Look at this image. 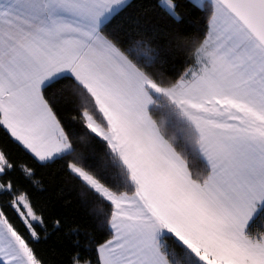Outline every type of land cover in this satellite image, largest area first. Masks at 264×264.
Segmentation results:
<instances>
[{
	"label": "snow or ice",
	"instance_id": "6c2138e0",
	"mask_svg": "<svg viewBox=\"0 0 264 264\" xmlns=\"http://www.w3.org/2000/svg\"><path fill=\"white\" fill-rule=\"evenodd\" d=\"M0 133V264H264V0H0Z\"/></svg>",
	"mask_w": 264,
	"mask_h": 264
},
{
	"label": "trees",
	"instance_id": "16d2710c",
	"mask_svg": "<svg viewBox=\"0 0 264 264\" xmlns=\"http://www.w3.org/2000/svg\"><path fill=\"white\" fill-rule=\"evenodd\" d=\"M3 138V134L0 133V139ZM41 200L42 203L48 202V196L47 193H38L37 194ZM58 199V204H63L64 200H71L72 204L70 207H68L66 210L72 213L77 214L78 216L84 215V210L81 208L77 202H76V195L74 192H71L69 189H65L63 194L60 195L59 193L56 194ZM3 198H0L2 200ZM10 215H12L11 212H9ZM16 223L19 225L18 219L16 220ZM41 250L44 252L46 256H51L53 251L57 253V258H59V253L62 251L60 245L57 243L56 238H53L52 240L48 241L46 244L40 245Z\"/></svg>",
	"mask_w": 264,
	"mask_h": 264
}]
</instances>
